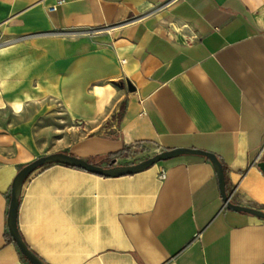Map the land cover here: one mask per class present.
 Returning a JSON list of instances; mask_svg holds the SVG:
<instances>
[{
  "label": "crops",
  "instance_id": "obj_1",
  "mask_svg": "<svg viewBox=\"0 0 264 264\" xmlns=\"http://www.w3.org/2000/svg\"><path fill=\"white\" fill-rule=\"evenodd\" d=\"M58 2L0 0V111L18 121L0 135V264H31L8 235L12 183L57 152L213 153L231 201L264 211V0H64L49 13ZM58 110L78 126L68 140L36 127ZM117 114L107 137L80 131ZM18 228L45 264H264V220L227 209L196 155L117 178L41 168Z\"/></svg>",
  "mask_w": 264,
  "mask_h": 264
},
{
  "label": "water",
  "instance_id": "obj_2",
  "mask_svg": "<svg viewBox=\"0 0 264 264\" xmlns=\"http://www.w3.org/2000/svg\"><path fill=\"white\" fill-rule=\"evenodd\" d=\"M127 86L130 91H133L135 89L130 82H127ZM184 155L202 156L207 158L212 163L218 177L220 193L225 203V207L227 209L234 212L247 213L264 220L263 210L240 206L234 204L231 201V198L227 193L225 168L222 162L219 160L218 156L213 153H209L197 149L181 148V149H173V150L160 152L156 154L154 157L146 159L137 164L117 165V159H113L109 162L107 166H103L98 163H92L90 160L86 158H80L65 152H57L36 158L32 162L24 165L15 176L12 183L11 197L9 202V210H8V218H7L9 233L13 238L14 242L17 244L20 252L31 264H45L39 257H37L28 248L18 228V213H19L23 186L27 181V179L33 173H35L41 168L50 165L59 164L63 166L82 169L84 171L103 177L117 178V177L135 175L144 172L158 163L172 160ZM258 166L264 173V161L260 162Z\"/></svg>",
  "mask_w": 264,
  "mask_h": 264
},
{
  "label": "rangeland",
  "instance_id": "obj_3",
  "mask_svg": "<svg viewBox=\"0 0 264 264\" xmlns=\"http://www.w3.org/2000/svg\"><path fill=\"white\" fill-rule=\"evenodd\" d=\"M120 117V114H117L114 116L113 119L105 122V123H95L92 124L91 127H87L86 125L84 126H80V131L87 133V134H93L96 136H102V137H107L109 136L111 130L113 127H116L118 125V119ZM17 117L13 114H9V112L5 111V112H1L0 111V135L5 134L6 133V129L9 128L11 125H16L18 124V121H16ZM52 125L54 127H58V128H62L64 129V137L65 140H68V134H70V127H78L76 123L71 122L66 114L61 111L58 110L57 112H55V114H53L50 118L48 119H41L39 120V122H37L36 127L38 129L42 128V127H46ZM2 141L0 140V150L3 148L2 147ZM156 154H158V152H153L147 148H137L134 150H130V152H128V157H127V162L129 163H133V164H137L140 163L146 159H149L151 157H154ZM41 157V156H40ZM111 159L106 160V162H104V164H101L103 166H107L108 162H110ZM92 163H95L93 161H91ZM103 163V162H102ZM118 163H122V162H118Z\"/></svg>",
  "mask_w": 264,
  "mask_h": 264
},
{
  "label": "trees",
  "instance_id": "obj_4",
  "mask_svg": "<svg viewBox=\"0 0 264 264\" xmlns=\"http://www.w3.org/2000/svg\"><path fill=\"white\" fill-rule=\"evenodd\" d=\"M128 151H129V149L127 147H124L122 150H120L118 152L109 154L108 157L106 158V160H108V159L112 160V159H117L120 157H126V156H128ZM66 167H69V166H66ZM69 168H74V167H69ZM75 169H78V168H75ZM79 170H82V169H79ZM8 235H9V237L11 236L10 233H8Z\"/></svg>",
  "mask_w": 264,
  "mask_h": 264
},
{
  "label": "built area",
  "instance_id": "obj_5",
  "mask_svg": "<svg viewBox=\"0 0 264 264\" xmlns=\"http://www.w3.org/2000/svg\"><path fill=\"white\" fill-rule=\"evenodd\" d=\"M63 3H64V0H59V2L55 6H51V7L48 8V12L49 13H55L58 10V7L60 5H63ZM160 178H165V173L164 172H162L160 174Z\"/></svg>",
  "mask_w": 264,
  "mask_h": 264
},
{
  "label": "flooded vegetation",
  "instance_id": "obj_6",
  "mask_svg": "<svg viewBox=\"0 0 264 264\" xmlns=\"http://www.w3.org/2000/svg\"><path fill=\"white\" fill-rule=\"evenodd\" d=\"M108 164H109V162H108Z\"/></svg>",
  "mask_w": 264,
  "mask_h": 264
}]
</instances>
